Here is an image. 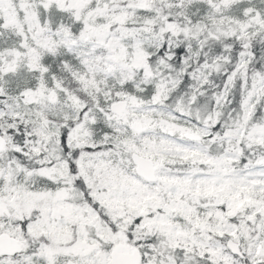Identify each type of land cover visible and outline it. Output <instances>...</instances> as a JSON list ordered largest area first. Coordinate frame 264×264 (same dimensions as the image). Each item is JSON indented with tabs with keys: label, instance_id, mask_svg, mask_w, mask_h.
Here are the masks:
<instances>
[{
	"label": "snow or ice",
	"instance_id": "obj_1",
	"mask_svg": "<svg viewBox=\"0 0 264 264\" xmlns=\"http://www.w3.org/2000/svg\"><path fill=\"white\" fill-rule=\"evenodd\" d=\"M0 264H264V0H0Z\"/></svg>",
	"mask_w": 264,
	"mask_h": 264
}]
</instances>
